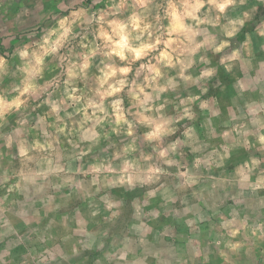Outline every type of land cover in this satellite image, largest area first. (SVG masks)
I'll return each mask as SVG.
<instances>
[{
	"label": "clouds",
	"instance_id": "9594fccd",
	"mask_svg": "<svg viewBox=\"0 0 264 264\" xmlns=\"http://www.w3.org/2000/svg\"><path fill=\"white\" fill-rule=\"evenodd\" d=\"M65 10L38 39L0 56V237L16 235V221L39 225L51 214L43 229H31L37 240L83 237L61 253L64 260L95 247L103 251L98 264H147L149 256L166 264L148 236L161 210L179 201L195 210L189 225L218 221L217 247L236 253L243 241L264 240V84L241 86L242 103L224 119L202 99L221 68L230 73L251 56L250 34L240 48L232 40L255 5L92 0ZM257 35L264 37V23ZM241 149L246 158L229 171ZM117 190L142 195L106 245L109 229L89 225L121 216ZM238 236L243 241L233 242Z\"/></svg>",
	"mask_w": 264,
	"mask_h": 264
},
{
	"label": "rangeland",
	"instance_id": "374dc122",
	"mask_svg": "<svg viewBox=\"0 0 264 264\" xmlns=\"http://www.w3.org/2000/svg\"><path fill=\"white\" fill-rule=\"evenodd\" d=\"M68 2V5H64L63 0H13L5 6L0 5V56L10 55L17 47L38 39L42 29L51 26L57 17L68 15L65 9L75 10V8L92 4V0H83V3L80 0H68ZM252 5L256 7L252 21L246 24L245 28L232 40V47L240 48L246 34H250L251 56L236 61L230 73H226L221 68L218 75L209 82L207 94L202 97L209 102L210 106L219 107L221 119L226 118L233 106L242 103L237 96L241 86L247 89L257 83L264 84V37L257 35V30L264 23V4H261L259 0H249V7ZM103 6V4L96 5L97 8ZM218 59L219 57H214L213 63H216ZM52 75H55V72ZM191 91L196 93L197 89L193 88ZM244 96L255 99L257 93L254 90L251 92L246 90ZM198 123L197 121V126ZM112 139L117 140L116 137ZM103 147L104 144L101 145V148ZM246 155L242 149L234 153L227 165L228 170L231 171L236 164L246 158ZM112 195L124 201V206L120 209L121 216L112 224L89 225V230L109 229V236L105 238L106 245L111 243L113 237L118 238L125 230L130 217L131 200L142 193L139 191L125 193L117 190ZM158 206L157 202L151 205L152 208H158ZM240 206L253 207L252 204L244 203H240ZM64 211L60 210L56 219L64 214ZM67 211L69 215L72 214L71 206ZM194 217L195 210L188 211L177 201L169 206L166 213L161 210V214L152 223L153 232L148 236V240L153 242L151 250L158 251L166 264H194L191 262L193 260L197 264H203L202 261L208 260L209 257H218L221 260V251L227 253L231 264H241L242 258H245L246 264H251L253 261L254 264H264V240L243 241L242 236H238L233 242L243 241V246L236 253H232L223 242L219 247L215 243L216 240L221 239L223 231L215 218L191 225L186 223ZM52 218L50 214L49 217L40 221L39 225L34 221L28 224L16 221L14 224L17 230L16 235L0 237V258H3L7 264H98L102 261L103 251L95 247L82 250L68 260L61 258V253L68 251L72 242L83 237L74 236L73 241L67 243L59 238L55 241L37 240L31 229L38 226L43 229ZM49 231L52 236L58 235V229L55 226ZM18 237L22 238V243L18 241ZM147 264H156V262L149 256Z\"/></svg>",
	"mask_w": 264,
	"mask_h": 264
},
{
	"label": "crops",
	"instance_id": "0c3cea01",
	"mask_svg": "<svg viewBox=\"0 0 264 264\" xmlns=\"http://www.w3.org/2000/svg\"><path fill=\"white\" fill-rule=\"evenodd\" d=\"M12 1L13 0H0V5L5 6L6 4H9ZM63 1H64V5H68V3H69L68 0H63ZM244 259L245 258H242L241 259V261H240L241 264H246L244 262ZM191 262L194 263V264H197V262H195V260H193ZM202 263L203 264H225L224 260L223 259L219 260L218 257H213V258L212 257H209L208 260H204V261H202ZM251 264H254V261Z\"/></svg>",
	"mask_w": 264,
	"mask_h": 264
}]
</instances>
